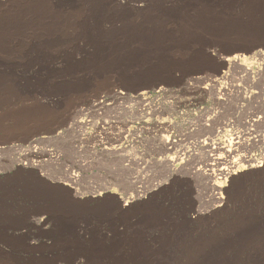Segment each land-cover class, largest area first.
I'll use <instances>...</instances> for the list:
<instances>
[{"label": "rangeland", "instance_id": "374dc122", "mask_svg": "<svg viewBox=\"0 0 264 264\" xmlns=\"http://www.w3.org/2000/svg\"><path fill=\"white\" fill-rule=\"evenodd\" d=\"M263 25L264 0H0V264H193L248 217L235 252L264 256V105L206 87Z\"/></svg>", "mask_w": 264, "mask_h": 264}, {"label": "bare ground", "instance_id": "6f19581e", "mask_svg": "<svg viewBox=\"0 0 264 264\" xmlns=\"http://www.w3.org/2000/svg\"><path fill=\"white\" fill-rule=\"evenodd\" d=\"M261 59L260 61H258L259 64H257L256 66H252L250 63L254 59V57H239L238 56H232L230 58H223V63L227 66V71L223 72L221 74V76L219 78H213L210 79L212 77L209 78V84L206 85V87L210 88H214L217 89V94L220 98V100L222 101H226L228 98H232L233 97H238L239 95H243V98L246 101L250 100L251 98H257L259 101L257 104L259 105H264V88L260 87L261 83L264 82V53H261ZM257 57V56H255ZM249 59V60H248ZM259 59V57H258ZM242 68L241 71L243 72L244 75L239 76L237 79H235V81H232V79L234 78L232 76V71H230L231 69L234 70V68ZM231 68V69H229ZM239 68V69H240ZM236 71V70H235ZM238 71V70H237ZM241 71H238L241 73ZM234 72V71H233ZM242 74V73H241ZM239 74V75H241ZM220 75V74H219ZM237 76V73L235 74ZM234 75V76H235ZM217 76V75H216ZM246 77H248L250 79V82L252 85H258V87H245V86H241V84H238L237 81H239V83H242L241 81L246 79ZM247 78V79H248ZM206 79V78H205ZM198 81V79H196ZM202 80V78H201ZM208 80V79H207ZM206 80V81H207ZM234 80V79H233ZM202 82V81H201ZM200 82V83H201ZM204 82V80H203ZM202 82V83H203ZM232 82V83H231ZM195 83V82H194ZM199 83V81H198ZM264 84V83H263ZM248 85V83H247ZM250 85V84H249ZM262 86V85H261ZM264 87V86H263ZM213 89V90H214ZM254 89V91H252ZM158 91V90H157ZM215 91V90H214ZM158 92H166L164 89H159ZM212 92V91H211ZM160 93V94H161ZM168 93V92H167ZM122 93L120 92H116L114 93V96H119ZM166 94V93H164ZM213 94V92L211 93ZM210 97V96H209ZM214 97V96H213ZM241 97V96H240ZM240 97H238L239 99H241ZM189 99V98H187ZM193 99V98H192ZM216 99V98H214ZM231 99V101H232ZM235 99V98H234ZM178 100V99H177ZM176 100V101H177ZM191 100V99H189ZM194 100V99H193ZM219 100V101H220ZM253 100V99H252ZM183 101V99H182ZM178 102V101H177ZM99 102H96V104H98ZM171 103V102H170ZM169 103V104H170ZM179 103V102H178ZM181 103V102H180ZM179 103V104H180ZM185 103V102H184ZM195 103V102H194ZM220 103V102H219ZM232 103V102H231ZM240 103V102H239ZM94 104V103H93ZM102 104V103H101ZM100 104V105H101ZM177 104V103H176ZM252 104V101H251ZM105 105V104H104ZM173 105V104H172ZM223 105V104H222ZM225 105V104H224ZM179 106V105H178ZM242 106V105H241ZM93 107V106H92ZM172 107V106H170ZM221 107V104H220ZM203 109V108H202ZM208 109V108H207ZM217 109V108H216ZM237 109V108H236ZM250 109V108H249ZM206 110V109H205ZM204 111V110H203ZM210 111V110H209ZM222 111V109H221ZM220 111V112H221ZM239 111V110H238ZM251 111V110H250ZM154 112V111H153ZM152 112V113H153ZM211 112V111H210ZM209 112V113H210ZM151 113V114H152ZM177 113V111H176ZM179 113V112H178ZM157 114V113H156ZM155 114V115H156ZM181 114V113H180ZM210 115V114H209ZM262 115L264 116V112H262ZM149 116V115H148ZM154 116V115H153ZM215 116V115H214ZM249 116V115H247ZM251 116V115H250ZM171 117V116H170ZM245 117V116H244ZM252 117V116H251ZM255 117V116H254ZM260 117V116H259ZM250 118V117H249ZM234 119V118H233ZM263 119V118H261ZM168 120V122H173L175 120V118H171V119H166ZM249 120V119H248ZM239 122V120H237ZM263 121V120H262ZM244 122V121H243ZM257 121L254 120H249L247 122L249 128H253V125H255L254 123ZM264 122V121H263ZM210 120L207 119L206 120V125L207 127H209ZM233 121H229L227 124H225V127H230L233 128ZM245 123V122H244ZM259 123V122H258ZM235 124V123H234ZM172 125V124H171ZM170 125V126H171ZM212 125V124H211ZM210 125V127H211ZM223 125V124H222ZM244 125V124H243ZM262 125V124H259ZM204 127V126H203ZM259 127V126H258ZM264 127V126H263ZM206 128V127H205ZM221 128V127H220ZM247 128V127H246ZM256 128V125L255 127ZM219 129V128H217ZM171 136L168 137V139L166 141H168V143H175L174 140L170 141ZM118 142V141H117ZM219 149H217L215 152H218ZM213 151V150H212ZM225 153V152H224ZM232 153L230 152V150L227 151V158L231 157ZM227 159L224 158L221 159L219 157H215L213 159L210 160V164L209 165L211 167V170L217 174H214L215 177H219L222 176L225 180L227 179H231L233 174L235 173L233 169H235V163H229L228 161H226ZM264 160V159H263ZM250 162V160H249ZM251 167H254V165H250ZM206 172H209L208 170ZM211 174V173H210ZM209 174V176H210ZM219 189V188H218ZM75 197V196H74ZM222 202V201H221ZM245 217V216H244ZM243 217V218H244ZM249 220L244 219V220H240L237 225H235L234 227H229L231 229H228V233L227 235H224V237H221L219 239H215L214 241L209 242L208 244H206L205 246H202L196 249V252H194V256L196 255L197 259L194 261L195 263L193 264H260V261L263 262L264 261V256H262L260 258V256L257 253H252V254H244V249L242 248V244H244L245 242L243 241H247L249 240V237H251V235L254 236V234L258 233L256 231H259L260 229V223L255 220L252 221L251 217H248ZM259 219V218H258ZM179 234V233H178ZM251 240V239H250ZM200 244V243H198ZM200 246V245H199ZM250 246V245H249ZM250 248V247H248ZM260 248V247H259ZM74 249L76 250H80V247H75ZM258 249V248H257ZM237 250H243L244 252L242 254H236L235 251ZM249 250V249H248ZM246 250V251H248ZM252 252V251H251ZM256 252V251H255ZM259 252V251H258ZM240 253V252H239ZM260 253V252H259ZM261 255V254H260ZM89 257V260H91V262L93 264H99V259L100 257L96 254L93 256H90L89 254L87 255ZM195 257V258H196ZM89 261V263H91Z\"/></svg>", "mask_w": 264, "mask_h": 264}, {"label": "crops", "instance_id": "0c3cea01", "mask_svg": "<svg viewBox=\"0 0 264 264\" xmlns=\"http://www.w3.org/2000/svg\"><path fill=\"white\" fill-rule=\"evenodd\" d=\"M258 31H259V34L264 35V25L260 29H258Z\"/></svg>", "mask_w": 264, "mask_h": 264}]
</instances>
